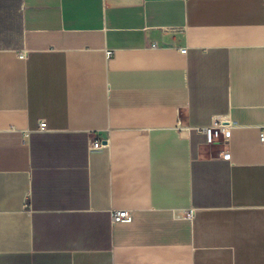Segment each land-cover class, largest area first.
<instances>
[{"label": "crops", "instance_id": "0c3cea01", "mask_svg": "<svg viewBox=\"0 0 264 264\" xmlns=\"http://www.w3.org/2000/svg\"><path fill=\"white\" fill-rule=\"evenodd\" d=\"M263 126L264 0H0V264H264Z\"/></svg>", "mask_w": 264, "mask_h": 264}, {"label": "built area", "instance_id": "2783aa9c", "mask_svg": "<svg viewBox=\"0 0 264 264\" xmlns=\"http://www.w3.org/2000/svg\"><path fill=\"white\" fill-rule=\"evenodd\" d=\"M181 52L184 54L186 53V49H182ZM112 52H107V57L112 56ZM21 57L23 55L21 54ZM225 125L221 121H214L211 126L205 127L202 130L206 133L209 141L212 140V135L216 131L224 132L225 131ZM41 128L44 129V124H41ZM260 141L264 144V126L261 129L260 133ZM103 148V144L101 142H94L91 144V151H99ZM132 221L131 213L127 210H116L112 213V222L113 224L116 223H129Z\"/></svg>", "mask_w": 264, "mask_h": 264}]
</instances>
